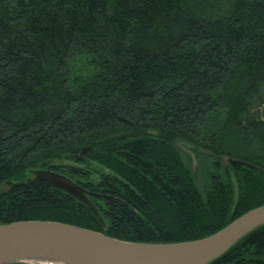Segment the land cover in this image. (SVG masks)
<instances>
[{"label":"trees","instance_id":"obj_1","mask_svg":"<svg viewBox=\"0 0 264 264\" xmlns=\"http://www.w3.org/2000/svg\"><path fill=\"white\" fill-rule=\"evenodd\" d=\"M44 169L85 189L105 227L26 180ZM3 184L0 225L138 243L203 239L264 206V0H0ZM210 264H264V225Z\"/></svg>","mask_w":264,"mask_h":264},{"label":"water","instance_id":"obj_2","mask_svg":"<svg viewBox=\"0 0 264 264\" xmlns=\"http://www.w3.org/2000/svg\"><path fill=\"white\" fill-rule=\"evenodd\" d=\"M72 158L75 159L74 156ZM78 160L85 161L86 158L79 157ZM32 182L57 188L89 204L87 191L62 174L37 170L33 172ZM263 225L264 206H261L203 239L159 244L122 241L59 222L20 221L0 225V264L28 261L54 264H210Z\"/></svg>","mask_w":264,"mask_h":264},{"label":"rangeland","instance_id":"obj_3","mask_svg":"<svg viewBox=\"0 0 264 264\" xmlns=\"http://www.w3.org/2000/svg\"><path fill=\"white\" fill-rule=\"evenodd\" d=\"M176 147L179 149L182 157L184 159H186L187 164H189L190 166L193 167V170L196 171V156L195 154L192 152V150H190V148L182 143H178L176 145ZM55 166L58 167V169L62 170L63 172L67 173V171L72 172L73 174H80L81 176H83V178H91V179H97L96 175L94 174V169L98 168L97 166L93 165V164H89V163H84V164H80L77 162H73V161H61V162H57L55 163ZM44 170H48V169H44ZM37 171V170H35ZM35 171H29L26 175V180L28 181H32L33 178V172ZM61 174V173H60ZM63 175V174H62ZM64 176L69 179L70 181L74 182V179L65 175ZM77 177V176H76ZM85 180V179H83ZM82 180V181H83ZM87 180V179H86ZM85 180V181H86ZM10 185L9 184H3L0 188L1 189H6L8 188ZM89 200V199H88ZM89 204H87V206L89 208H91L93 210V212L97 215L98 221L100 222V224L102 226L105 227L104 222L102 221L101 217L99 216L95 205L91 202V200H89ZM12 264H28V263H23V262H18V263H12Z\"/></svg>","mask_w":264,"mask_h":264},{"label":"bare ground","instance_id":"obj_4","mask_svg":"<svg viewBox=\"0 0 264 264\" xmlns=\"http://www.w3.org/2000/svg\"><path fill=\"white\" fill-rule=\"evenodd\" d=\"M26 263H28V264H54V263H51V262H44V261H28Z\"/></svg>","mask_w":264,"mask_h":264}]
</instances>
